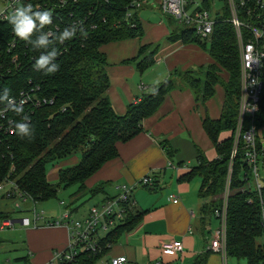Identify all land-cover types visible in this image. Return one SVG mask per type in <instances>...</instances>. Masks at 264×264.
<instances>
[{"label": "trees", "instance_id": "1", "mask_svg": "<svg viewBox=\"0 0 264 264\" xmlns=\"http://www.w3.org/2000/svg\"><path fill=\"white\" fill-rule=\"evenodd\" d=\"M130 1L116 0L111 6L102 8L95 30H88L79 38L66 39L63 43L50 39L47 47L36 39L42 34L39 27H35L30 38L34 47L16 36L12 23H0V109L7 105L5 88L10 90L12 98H18L21 92L29 94V101L22 106L21 114L7 110L5 118H0V184L11 182L19 198L38 205L57 199L59 189L76 187L71 196L85 191L83 196L88 195L90 199L104 191L102 186L88 189L85 183L105 163L117 157L118 143H126L143 132V121L157 112L174 89L173 80L168 79L137 102L129 104L124 115L113 111L107 95V59L100 48L143 36L138 15H135L134 21L124 20L125 5ZM209 2L204 0L205 8L209 7ZM221 12L216 13V23L208 41L199 39L191 30L166 17L170 28L168 42L195 45L211 59V63L200 67L202 77L196 78L190 71L180 73L177 70L172 76L175 74L181 78L194 96L195 103L203 107L214 97L216 86L224 93L220 117L210 118L207 110L201 117L202 130L211 143L215 157L209 159L195 146V165L178 182L198 178V198L204 225L210 218H216V211L223 212L225 257L243 260L246 264H264V150L260 149L256 140L257 164L263 173L262 186L257 190L251 167L246 162L248 149L242 135L235 145L240 94L239 49L235 29L229 22V12L225 7ZM256 14L246 17L243 13L241 18L264 24V10L258 13L259 18ZM241 32L247 39V29L243 28ZM10 42L16 43L15 49H9ZM158 48L159 44L142 46L137 56L127 63L134 64L142 73L153 64ZM52 49L56 50L57 56L48 67L55 63L59 65L58 70L54 74L37 70V59ZM147 51L150 53L145 54ZM13 55L18 56L17 65L11 63ZM222 72L227 73L226 80L220 76ZM262 79L264 83V70ZM24 116L28 120H24ZM10 120L12 124L8 123ZM18 122L29 124L27 132L21 134L24 136L15 128ZM256 124L264 130V86ZM9 127L14 128L12 133L7 131ZM225 132L229 135H222ZM160 146L171 159L175 151L167 140L160 141ZM76 153H80L78 164L59 171L58 181L50 183L47 165ZM142 187L152 191L157 189L155 182L152 187ZM71 206L72 213L78 209ZM145 213L137 206L133 212L129 211L125 224L118 225L100 238L99 252L80 256L79 264L99 262L123 234L140 223ZM6 219H11L9 214L0 215V220ZM216 219L220 227V220ZM209 253L206 251L195 259L194 264H204ZM13 263L29 264L28 257L15 259Z\"/></svg>", "mask_w": 264, "mask_h": 264}, {"label": "crops", "instance_id": "2", "mask_svg": "<svg viewBox=\"0 0 264 264\" xmlns=\"http://www.w3.org/2000/svg\"><path fill=\"white\" fill-rule=\"evenodd\" d=\"M142 12L154 15L155 10L147 8ZM147 20L146 17V20L141 21L143 30L141 38L111 43L114 47L109 50H105L107 45L100 48L107 59L106 72L109 79L107 95L117 115H124L129 104L137 102L169 79L171 72L180 67L176 57L184 54L183 48L188 51L186 53L195 56V50L187 48L191 45L167 41L170 28L164 16L161 15L152 22ZM156 44H159V48L154 56V62L142 73L134 64L127 63L137 56L140 47ZM194 104L190 93L177 99L168 96L157 112L143 121V132L126 143H118L117 157L105 163L86 181L88 189L95 186L105 188L99 193L104 196L103 199L116 194L114 186L117 184L133 186L132 196L136 206L142 212H146L132 231L123 234L119 241L111 246L103 257L106 258L105 261L111 257L125 256L127 264H147L155 261L163 264H194L195 259L207 251L209 241L212 239L208 235L211 233L210 225L212 219H217L210 218L205 225L201 221L198 178L190 182H178V179L193 167L189 166V159L186 163L188 157H184L182 153L188 156L193 152L195 159V146L200 148L193 139L194 133L190 125L194 118L191 112ZM195 116L201 126L203 115L195 112ZM162 140H167L175 151L171 159L167 158L160 146ZM79 160L80 155L76 153L53 164L52 169L47 171L48 181L56 183L59 171L76 166ZM147 174L154 179L157 187L155 191L137 185V182ZM170 196L177 197L178 202L172 203ZM0 200L12 204L11 201L16 199L0 197ZM27 202L29 201L23 203ZM17 205L20 204L16 203L15 206ZM12 213L13 211L0 210V215ZM46 215L48 219H56L59 214ZM18 224L21 226L19 222ZM21 227L22 242L19 249L20 252L23 250L26 252L22 256L17 253L13 261L27 256L29 264H48L53 254L63 250L67 245L68 232L63 225ZM5 237L13 238L11 235ZM171 241L181 242V253L167 254L161 250L162 243ZM227 259L220 253L210 251L204 264H227Z\"/></svg>", "mask_w": 264, "mask_h": 264}, {"label": "built area", "instance_id": "3", "mask_svg": "<svg viewBox=\"0 0 264 264\" xmlns=\"http://www.w3.org/2000/svg\"><path fill=\"white\" fill-rule=\"evenodd\" d=\"M116 0H0V23L10 22L9 17L17 7L32 5L31 11H25V15L33 20L34 26L40 31L48 34V40L58 39L66 28L70 33L76 29L72 38H79L88 30H95L100 20L102 8L111 6ZM151 8L158 10L164 16L173 19L178 25L186 30H191L193 34L203 41H208L212 35L216 23V13L222 14V8L229 12V22L233 25L239 49L240 68V91L238 100V113L236 125L235 145L242 135L244 144L248 149L245 153L246 162L251 167V172L256 189L262 186L259 165L257 164L258 151L256 140L259 141L260 149L264 150V130L256 124V113L259 108V99L263 91V70H264V24L251 23L246 17L257 13L256 18L264 10V0H210L209 7H204V0H131L125 5V22L134 21L135 15H140L143 10ZM50 11L51 23L41 28V22L36 17V11ZM245 17V18H246ZM250 17V18H251ZM104 21L105 18H102ZM243 28L248 31L247 39L241 32ZM71 38V39H72ZM70 39V37H63ZM16 43H9V49H15ZM9 51V50H8ZM18 56L11 57V63L17 65ZM21 65V64H20ZM20 93L14 101L23 105L29 101V94ZM7 105L12 106L7 100ZM5 108L0 109V118H5ZM12 124L10 120L8 122ZM9 133L13 132V127L7 128ZM170 165V164H169ZM172 167V165H171ZM138 186L154 185V179L150 174L142 177ZM7 186V187H6ZM6 187V188H5ZM116 194L109 199H104L88 209L87 213L77 219H73L71 209L64 208L63 214L56 219H48L43 211H38L33 204L31 217H23L19 223L23 227L39 225L59 226L63 225L68 232L67 245L63 250L56 251L52 260L48 264H79V257L91 255L99 252V240L107 232L113 230L118 225L127 222V214L136 208L133 199V186L117 184L114 186ZM16 195V196H15ZM15 196V197H14ZM19 194L11 182L0 184V197L4 199H16ZM22 202L26 199L20 198ZM172 203L176 204L178 198L170 196ZM63 207L65 203H60ZM17 208L20 205L16 206ZM131 209V210H129ZM216 218L220 220L219 229L213 233L211 242L207 246V251L220 253L225 256L224 249V216L216 211ZM11 219L0 220V231L13 228ZM103 233V235H100ZM161 250L167 254L182 252L180 241L164 242ZM98 263V262H97ZM96 263V264H97ZM125 256L111 257L102 264H127ZM14 264V263H12ZM147 264H161L155 261Z\"/></svg>", "mask_w": 264, "mask_h": 264}, {"label": "rangeland", "instance_id": "4", "mask_svg": "<svg viewBox=\"0 0 264 264\" xmlns=\"http://www.w3.org/2000/svg\"><path fill=\"white\" fill-rule=\"evenodd\" d=\"M154 15L150 14L149 12H140V21L146 20V17H147L148 18L147 21L152 22L154 19H158L161 17L158 10H155ZM164 18H166V17H164ZM198 41L203 43V41H201V40H198ZM113 47H114V45L109 44V45L105 46V50L112 49ZM196 47L194 45L187 47L189 49L195 50V52H194L195 56L194 57H192L190 54L186 53L188 51L183 48L184 54H179L176 57L178 59V61H177L178 66H180V67H178L175 70H177L180 73L185 72V71H190V72H192L193 77H196V78L202 77L200 75L201 74L200 67L211 63V60H210L209 56L207 55V53H205L201 49L200 50L197 49ZM149 53H150V51H147L145 54H149ZM199 64H201V65H199ZM175 70H173L171 72L170 77H169V79L173 80V82H174V89L167 95V97L172 96L173 98L177 99L180 96L187 95V93L192 94L191 91L186 88V86L182 82L181 78H179L175 74L172 76V73ZM220 76L225 80L228 78V75L225 72H222ZM215 91H216V93H215L214 97L208 101V105H207V103H205V107H203V105H201V104H196L194 96L192 95L195 104L192 106L191 112H192L194 118H192V120L190 122V125H191L193 133H194L193 139H195V142L198 143V146L200 147V149L211 159H213L215 157L214 150L212 149L211 143L209 142L205 133L203 132L202 127L200 126L199 119H197L195 116V112H196V114L204 115L205 111L207 110L210 118L217 119L220 117V114L222 111L224 93H223V90L217 86L215 87ZM222 135L228 136L229 133L225 132ZM77 154L80 155V153H77ZM182 154L184 155V157H188V158H186V163H187L188 159L190 160V162H188V163H190L189 164L190 167L195 165V159L193 157V152L188 154V156L186 153H182ZM52 167L53 166L51 164L47 165V171H50L52 169ZM259 172H260V175L262 178L263 173L261 170ZM195 180H194L193 184H195V182H196ZM75 189H76V187H73V188L68 189V190L59 189L57 199L47 201L44 204L35 205L36 209L38 211H41V210L45 211L44 213L47 212L46 214H53V215L59 214L57 217H60L64 212V209H63L64 207L60 204L61 202H63L66 204L65 208L70 209L69 208L70 204L72 205L71 207H73V208L78 207L77 212L72 213L73 219H77V218L85 215L89 208H91L93 205H96L104 197V196H102V194H97L93 198L90 199V196H88V195L83 196L85 191H83V192H81L78 195L73 197V196H71V194L75 191ZM11 202H12V204L6 203V202L0 200V210H2V211H13V213L10 214V216L13 220H20L24 216L31 217V210L33 209V203L32 202L23 203L19 197L16 198V200H12ZM16 203L20 204V208H16V206H15ZM46 214H45V216L48 217ZM212 220H213V222L210 225L211 233L208 234L209 237H212V234L215 233L219 229V222L215 219H212ZM21 230H22V227L19 226L18 223H15L13 228L5 229L4 231H0V238L2 240L9 241L8 243L0 242V263L12 264L13 259L16 257L15 255H17V253H19L20 256L25 254L26 251L23 250L22 252H20V249H19V244H21V242H22V231ZM6 235H11V236H13V238H6L5 237ZM100 235H103V233H100ZM20 253H22V254H20ZM105 259L106 258L101 259L97 264H102L103 262H105ZM227 264H246V262L243 260L237 261L236 259L228 258Z\"/></svg>", "mask_w": 264, "mask_h": 264}, {"label": "clouds", "instance_id": "5", "mask_svg": "<svg viewBox=\"0 0 264 264\" xmlns=\"http://www.w3.org/2000/svg\"><path fill=\"white\" fill-rule=\"evenodd\" d=\"M32 5H26V6H20L15 9V11L12 13V15L9 17L10 23L14 25V32L16 36L20 37L22 40L28 41L33 44V41L30 39L33 32L35 31V26L33 23V20L25 15V11H31ZM36 17L41 22V28L43 26L51 23V12L50 11H36L35 12ZM73 27L66 28L62 32V36L58 39L59 42L63 43L65 39L63 37H70V39L75 35L76 29H74L71 33L69 29H72ZM41 45H45V47L48 46L49 40H48V34L43 33L42 36H37L36 38ZM34 47H36L33 44ZM38 48V47H37ZM57 56V52L55 49H52L51 51L47 52L46 54H41L40 57L37 59L35 67L37 70H46V74H54L58 68V64H52L51 67H48L51 60H54ZM5 91V98L8 99L9 103L12 105V107H9L6 105L5 111L12 110L13 112L17 114H21L23 112V101L17 105V103L14 101V99L10 96V90L8 88L4 89ZM2 114V113H0ZM24 120H28L27 116L23 117ZM29 124L25 123H15V128L18 131V133L21 135L23 133L27 132ZM24 136V135H21Z\"/></svg>", "mask_w": 264, "mask_h": 264}, {"label": "water", "instance_id": "6", "mask_svg": "<svg viewBox=\"0 0 264 264\" xmlns=\"http://www.w3.org/2000/svg\"><path fill=\"white\" fill-rule=\"evenodd\" d=\"M13 221V223H18L20 220H12ZM3 240L2 239H0V242H2Z\"/></svg>", "mask_w": 264, "mask_h": 264}]
</instances>
